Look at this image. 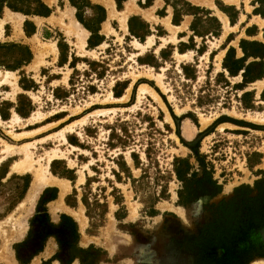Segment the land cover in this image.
<instances>
[{"label": "rangeland", "instance_id": "1", "mask_svg": "<svg viewBox=\"0 0 264 264\" xmlns=\"http://www.w3.org/2000/svg\"><path fill=\"white\" fill-rule=\"evenodd\" d=\"M184 1L194 4L166 0L156 13L172 10L174 20L181 18ZM202 7L218 18L220 30L201 22L207 33L194 36L187 28L156 24L149 36L136 38L113 19L101 45L71 44L69 62L41 56L14 70L21 48L0 50L10 65H0V72L12 73L0 84V109L6 115L18 101L30 111L24 119L11 114L0 120V176L11 171L0 179V218L17 201L22 176L32 179L48 156L44 174L69 179L64 201L74 208L72 216L59 213L53 222L41 206L28 234L20 219L26 207L8 212L0 222L6 242L23 235L27 243L13 247L10 264L51 236L54 251L38 264H264L257 231L264 223V190L255 186L264 178V60L254 57L264 53V0H209ZM6 8L1 44L15 40L9 33L16 15ZM52 34L65 42L60 32ZM230 47L232 56L243 49L248 56L245 83L223 70ZM26 155L28 171L13 169ZM196 155L220 190L210 198L199 191L200 198L182 203L173 161L186 158L200 177ZM3 252L0 260L8 259Z\"/></svg>", "mask_w": 264, "mask_h": 264}, {"label": "crops", "instance_id": "2", "mask_svg": "<svg viewBox=\"0 0 264 264\" xmlns=\"http://www.w3.org/2000/svg\"><path fill=\"white\" fill-rule=\"evenodd\" d=\"M207 1L209 0H194V4L184 1L183 3L186 8L181 12V18L176 20L173 19L174 12L172 10L170 12H166L165 9L162 13H156V10L162 5L166 6V0H150L148 3L146 0H122L120 6H117L115 0H73V2L70 0H41L43 5L48 9L46 13L43 12L41 14L24 10H12L7 7L6 9L16 15L14 17L16 23L14 24V27L11 28L9 33L11 36L14 35L15 40L14 42L7 43L18 44L21 47H26L30 52V57L27 62L16 64L14 67H11V69L14 70L21 67L35 65L37 61L45 58L41 56H54L56 58H59V56H66V60L64 62H69L73 56V53L69 51V48L71 49V44L77 43L83 48H93L101 45L104 38L103 30L107 28L113 19H117L118 22L124 21V28L126 32L136 38L149 36L151 29H153L156 24H161L164 28H168L170 26L180 29L187 28L191 31L192 35L202 36L207 33V30H201L199 25L201 22H207L214 24L215 29L218 31L220 30V22L218 21V18L211 15L208 9L202 7ZM77 7L78 14L82 22L77 19ZM27 8V5L23 6V9L26 10ZM206 13L211 16H207ZM223 20L225 19L223 18ZM56 31L62 34V39L65 41L63 44L58 41V38L54 39L52 33ZM6 36H8V34H6ZM65 46H67L68 49H66ZM240 50H242V48H240ZM243 52L244 49L241 51V56L233 55V58L235 59L242 58V61L239 62V67L236 73L230 75L228 70L223 68L227 75H239L241 79H243V77L247 78L249 69L247 67L246 59L248 56H245ZM254 57H259L261 60H264V54L262 53L255 55ZM5 73H8L9 76L12 75V73L8 70L0 72V84L6 82L1 81L2 75ZM262 74L263 73H260L258 77H254V79L250 82L260 80L263 76ZM24 88L22 89L20 87L21 90H24ZM263 91L264 89L262 92ZM18 106V101L12 102L9 107V112L6 115H3V112L0 109V120H8L11 118V114L18 116L21 119L27 118L30 111L22 110L18 108ZM36 128L37 127L32 130H35ZM24 131L27 132L30 130L27 129ZM4 157L5 156H0V165ZM51 157L49 158V161L46 162L44 167H39V171H35L32 179L28 180L25 190L21 196L13 204H10L5 213L1 215L3 217L0 218V222L7 219L6 216L10 214L8 212H10L13 208L16 209L19 206L18 209L20 210L22 204L26 207V210L23 208L22 213L20 214V219L25 221L28 225L27 234L29 232V227H31L28 223L30 221H35L36 217H39V208H41V206L46 208L49 221L51 220L56 222L59 218V213H65L72 216L74 208L67 205L64 201L65 196L71 190V183L69 179H66L65 177H57L51 172L50 178L44 174L46 168L49 167L48 164L50 163ZM27 159L29 161H25V157L24 159L19 160L24 163L25 167L19 169L15 168V163L19 162L16 161L12 165L13 169L23 170L22 172L28 171L26 169L31 166L32 161L29 156ZM10 172L11 171L8 169L2 171L0 179L5 178ZM14 214H17L16 211ZM257 231L259 239L264 243V223L261 224ZM8 236L9 233L6 232L5 234V230L0 228V252H3V250L8 252L9 257L8 259L6 257L2 258V260H0V264H10L9 261H11L10 257L14 251V246L16 247L17 244H27L26 242H23V235L22 237L15 239L14 242L17 243L14 244L11 243V239L9 242H6ZM45 236L48 235L45 234ZM54 241L53 236L49 238L47 237L39 248L31 250V254L27 259L24 261H16L15 264H38V262L41 261L40 258H43L44 254L49 255L54 251L52 246V242ZM48 243H50L49 247ZM55 262L56 260L50 259L49 264H55Z\"/></svg>", "mask_w": 264, "mask_h": 264}, {"label": "trees", "instance_id": "3", "mask_svg": "<svg viewBox=\"0 0 264 264\" xmlns=\"http://www.w3.org/2000/svg\"><path fill=\"white\" fill-rule=\"evenodd\" d=\"M32 3L26 4L28 6V8L25 10L23 9V6L20 4H17V2L15 1H11V0H0V12L3 8V6H7L8 8L12 9V10H17V11H30L32 13H46L48 11L47 7L43 5V3L41 2V0H32ZM71 2H73V0H70ZM117 3V6H120V3L122 0H115ZM147 3L150 0H146ZM76 16L77 19H79V21H81L80 16L78 14V7H77V11H76ZM82 22V21H81ZM16 46V47H20L21 51H22V57L18 60H14L15 64H21L23 62H27V60L30 57V52L26 47H21L18 44H1L0 43V50H5V48L7 46ZM233 50V48H229L227 50L226 56L223 58V62H222V66L224 68H226L228 70V73L234 74L237 72V69L239 67V62L242 61V58L239 59H235L233 58L234 56H232L230 53ZM5 53V51H4ZM2 53V56H5V54ZM264 54V53H262ZM5 58H0V65L2 66H8L10 67V65H5ZM6 63V62H5ZM13 67V66H11ZM247 78L242 79V82L245 83L247 82L246 80ZM196 160H197V165L200 166L201 168V176L199 177L197 174L196 169L191 170L192 164L189 163V161L186 158H180V157H175L174 161H173V166H174V172L177 176L178 179H180L182 181V188L178 191V201L182 202V203H189L190 201L196 200L198 198H200V192L199 191H207L208 195L207 197L210 198L213 195H215L217 192H219L220 190V185L211 177V170H207L203 161L200 160L198 158V156L196 155ZM191 170V171H190ZM187 173H189V176L187 175ZM24 180V184L22 186V189L20 191V194L18 195V198L21 196V194L23 193V191L25 190V187L28 183V179L25 176H22ZM10 178H21L18 176H11ZM261 182L264 188V178L259 179L256 182V189L258 190V192L264 190V189H260V187L258 186V183ZM194 185V186H193Z\"/></svg>", "mask_w": 264, "mask_h": 264}, {"label": "bare ground", "instance_id": "4", "mask_svg": "<svg viewBox=\"0 0 264 264\" xmlns=\"http://www.w3.org/2000/svg\"><path fill=\"white\" fill-rule=\"evenodd\" d=\"M149 40H147L146 41V43L147 44H149ZM139 46H142V47H144L145 46V44H140V43H137ZM8 78H9V75H8V73H5V74H3L2 75V79H1V81H3V82H5V81H8ZM146 85H141L140 87H139V89L141 90V89H146V87H145ZM148 88V87H147ZM150 91V90H149ZM119 98H121V97H119ZM119 98H117V99H119ZM187 124H184L183 125V129L184 130H186L187 129ZM63 130V129H62ZM62 130L61 131H58L57 133H60L61 134V132H62ZM62 139H64V137L62 136ZM7 147V146H6ZM27 157H28V155H27ZM27 157L25 156V161H29L28 159H27ZM49 156H48V158H47V161H49ZM29 163V162H28ZM23 167H25V165H24V163L22 162V161H19L18 163L16 162L15 163V168H17V169H19V168H23Z\"/></svg>", "mask_w": 264, "mask_h": 264}]
</instances>
